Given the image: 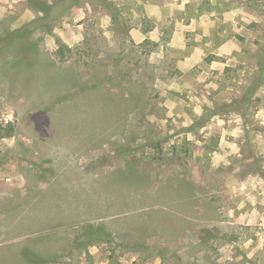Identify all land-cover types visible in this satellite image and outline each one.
<instances>
[{
	"label": "rangeland",
	"instance_id": "obj_1",
	"mask_svg": "<svg viewBox=\"0 0 264 264\" xmlns=\"http://www.w3.org/2000/svg\"><path fill=\"white\" fill-rule=\"evenodd\" d=\"M0 264H264V0H0Z\"/></svg>",
	"mask_w": 264,
	"mask_h": 264
},
{
	"label": "trees",
	"instance_id": "obj_2",
	"mask_svg": "<svg viewBox=\"0 0 264 264\" xmlns=\"http://www.w3.org/2000/svg\"><path fill=\"white\" fill-rule=\"evenodd\" d=\"M11 127L10 128H6L3 131L0 129V138L2 137H9L11 135Z\"/></svg>",
	"mask_w": 264,
	"mask_h": 264
}]
</instances>
